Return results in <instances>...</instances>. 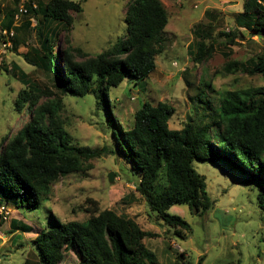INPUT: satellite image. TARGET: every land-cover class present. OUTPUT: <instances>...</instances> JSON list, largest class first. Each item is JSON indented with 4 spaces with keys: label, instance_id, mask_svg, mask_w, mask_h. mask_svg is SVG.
<instances>
[{
    "label": "trees",
    "instance_id": "trees-1",
    "mask_svg": "<svg viewBox=\"0 0 264 264\" xmlns=\"http://www.w3.org/2000/svg\"><path fill=\"white\" fill-rule=\"evenodd\" d=\"M82 1L26 0L23 3L25 25L31 24V17L35 19L33 29L38 42L27 49L23 58L50 74L56 91L40 88L15 63L11 64L25 86L18 91L14 107L18 111L25 107L28 120L12 137L4 136L0 140V198L5 190L18 195L17 207L36 208L51 196L53 184L60 177L89 170L93 158L119 152L139 172L134 190L150 214L172 230L174 238L184 239L190 226L184 219L183 208L169 212L173 206L185 204L201 214L214 203L207 192L204 175L192 165L194 158L226 162L235 158L248 174V184L257 186V200L264 208V86L225 91L208 118H190L180 129L169 127L174 112L172 105L144 101L133 114V125L122 129L112 117L109 89L120 85L127 76H132L135 84L142 83L154 71L155 57L166 41L163 31L168 14L160 0H131L124 16V37L105 52L84 55L82 60H77L73 47L63 48L59 35L71 25V12L82 11ZM18 8L4 13L0 28L16 30L21 22L20 19L14 24ZM242 11L254 15L253 21L237 27L261 37L262 53L246 63L231 61L225 71L264 76V0H244ZM238 33L244 35V31ZM219 34L226 36V43L233 44L232 35ZM16 38L15 33L10 40L15 44ZM54 47L60 49L56 58L52 53ZM194 47L191 55L196 63L214 51L212 41L207 42L203 37L198 38ZM1 70L7 71L4 61ZM207 86L211 88V82ZM85 94L93 95L96 110L106 112L116 149L77 145L66 131L61 117L63 97ZM6 197L15 199L11 195ZM86 201L91 205L83 208L89 214L86 221L55 220L53 226L41 229L34 239L38 252H32L33 259L23 264H59L67 250L78 255V264H161L143 241L146 237H157L158 233L145 230L126 214L100 210L93 199ZM11 228L31 230V226L16 220H11ZM177 253L176 264H179L185 257L184 252ZM203 259L201 256L196 264H202Z\"/></svg>",
    "mask_w": 264,
    "mask_h": 264
},
{
    "label": "rangeland",
    "instance_id": "rangeland-1",
    "mask_svg": "<svg viewBox=\"0 0 264 264\" xmlns=\"http://www.w3.org/2000/svg\"><path fill=\"white\" fill-rule=\"evenodd\" d=\"M24 1L1 0L0 26L4 13L18 8ZM130 1H82V11L71 12L73 21L61 32L59 42L63 48L73 47L77 60H82L84 55L105 52L126 33L124 16ZM160 1L167 11L168 21L163 31L166 41L155 57L154 71L142 83L135 84L134 78L127 76L120 85L109 89L112 117L122 129L133 125V114L144 101L151 104L163 101L172 105L174 112L168 124L171 129H180L190 118H208L225 91L264 86V76L260 74L225 71L231 61L246 63L262 53L261 37L244 28L254 17L243 13L244 0ZM25 21L26 16H23L14 30L18 42L11 41V46L1 47L0 56L7 71L0 73V140L4 136L12 137L28 120L25 107L21 111L14 107L18 91L25 86L21 83L20 73L11 69L12 63L40 88L56 91L51 75L23 58L31 45L38 44L33 29L35 19L30 20L28 26ZM238 24H244V27H237ZM238 31H244V35ZM220 32L232 35L233 44L226 43V36ZM201 37L207 42L212 41L214 51L210 57L196 63L191 50L194 52V44ZM59 50L53 48L55 58ZM208 82H211V88L207 86ZM94 101L92 94L65 95L61 109L65 129L77 145L116 149L107 114L96 110ZM222 152L231 157L226 150ZM90 163L89 170L60 177L53 184L51 196L43 199L36 208L17 207L18 195L3 190L0 205L10 209V218L0 221V229L6 237L0 242V264H23L25 260L33 259L32 254L38 252L34 244L36 235L41 229L53 226L55 220L86 221L89 214L83 208L91 207L86 201L88 198L96 201L100 210L112 209L126 214L145 230L158 233L157 237H146L143 241L161 264H176V254L180 251L184 252L185 258L179 264H196L201 256H204L202 264H264V208L257 200V186L248 184V174L235 158L231 157L229 162L193 159L192 165L204 175L207 192L214 203L201 214L191 211L185 204L171 208V213L178 208L184 210V219L190 226L184 239L174 238L172 230L150 214L146 203L134 190L139 172L131 168L126 156L115 152L93 158ZM110 172L114 173L112 183L108 181ZM11 220L25 223L31 230H14ZM78 261V255L67 250L59 264H78Z\"/></svg>",
    "mask_w": 264,
    "mask_h": 264
},
{
    "label": "built area",
    "instance_id": "built-area-1",
    "mask_svg": "<svg viewBox=\"0 0 264 264\" xmlns=\"http://www.w3.org/2000/svg\"><path fill=\"white\" fill-rule=\"evenodd\" d=\"M35 6V5H34ZM26 13V8L21 5L19 6L17 12L14 15L15 25L18 24L23 14ZM31 21H34V18H30ZM15 34V31L13 28L6 29V28H0V48L8 46H11V40L10 38L13 37ZM2 52V48L0 49V53ZM3 58L0 56V73H1V65L3 63ZM10 218V209L5 205H0V219L1 221H7ZM5 233L3 230L0 229V242H2L5 239Z\"/></svg>",
    "mask_w": 264,
    "mask_h": 264
},
{
    "label": "water",
    "instance_id": "water-1",
    "mask_svg": "<svg viewBox=\"0 0 264 264\" xmlns=\"http://www.w3.org/2000/svg\"><path fill=\"white\" fill-rule=\"evenodd\" d=\"M113 177H114V173H113V172H110V173L108 174V181H109L110 183L113 182Z\"/></svg>",
    "mask_w": 264,
    "mask_h": 264
}]
</instances>
